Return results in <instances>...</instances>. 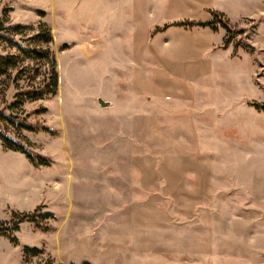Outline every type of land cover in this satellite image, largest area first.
I'll use <instances>...</instances> for the list:
<instances>
[{"label": "rangeland", "instance_id": "1", "mask_svg": "<svg viewBox=\"0 0 264 264\" xmlns=\"http://www.w3.org/2000/svg\"><path fill=\"white\" fill-rule=\"evenodd\" d=\"M132 1L0 0V34L24 26L0 37L17 60L0 111L48 129L3 125L51 160L0 140V222L49 214L0 235V264H264V0ZM212 11L238 30L228 41L195 24ZM46 46L56 93L12 111L47 72L20 48Z\"/></svg>", "mask_w": 264, "mask_h": 264}, {"label": "trees", "instance_id": "2", "mask_svg": "<svg viewBox=\"0 0 264 264\" xmlns=\"http://www.w3.org/2000/svg\"><path fill=\"white\" fill-rule=\"evenodd\" d=\"M7 21L5 11L0 17V30L4 29V22ZM192 23V22H189ZM198 26H210L215 27L219 25L225 30V40L228 41L238 30L231 27L229 21L223 17V13L211 12V18L204 21H196ZM24 26L21 24H14L5 28L7 32H2L0 34L3 42H8L10 45L16 44L13 35L21 34ZM10 30V32L8 31ZM37 39H43L44 43L47 45L51 42L52 36L50 29L43 23L39 25V32L35 35ZM24 53L36 52L40 58H45L47 60V72L43 79L38 82H34L26 85L25 87H19L16 90L13 100L9 103L8 108L17 110L25 100L39 99L46 95H54L57 89V71H56V61L53 53L50 52L48 46L44 50L30 49V48H20ZM16 58L13 55H0V77L5 75L9 67H14L16 65ZM39 110H35L37 112ZM3 123L11 124L15 128H22L27 130H37L43 129L47 130L48 127L45 125H38L36 123H31L25 118L18 115L16 112L4 113L0 111V140L4 148L18 151L23 153L31 163L35 166L49 165L51 160L47 156L39 154L33 151L29 145L21 140L11 138L5 130ZM45 213V214H44ZM48 213L43 212L40 216H36L35 212H14L11 214V218L8 221L0 222V235H8L11 232L18 230L19 225L23 221H33L38 223L44 218L48 217ZM23 252L37 254L40 251L37 248L24 247Z\"/></svg>", "mask_w": 264, "mask_h": 264}, {"label": "crops", "instance_id": "3", "mask_svg": "<svg viewBox=\"0 0 264 264\" xmlns=\"http://www.w3.org/2000/svg\"><path fill=\"white\" fill-rule=\"evenodd\" d=\"M125 8L126 9H132L135 10V6L136 8H139L140 4H139V0H133L132 2H128L127 5L125 4Z\"/></svg>", "mask_w": 264, "mask_h": 264}, {"label": "water", "instance_id": "4", "mask_svg": "<svg viewBox=\"0 0 264 264\" xmlns=\"http://www.w3.org/2000/svg\"><path fill=\"white\" fill-rule=\"evenodd\" d=\"M98 102H99L101 105H107V104H108L107 102L101 100L100 98H98Z\"/></svg>", "mask_w": 264, "mask_h": 264}]
</instances>
